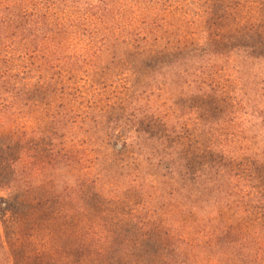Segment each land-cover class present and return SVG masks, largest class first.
<instances>
[{"label": "trees", "instance_id": "obj_1", "mask_svg": "<svg viewBox=\"0 0 264 264\" xmlns=\"http://www.w3.org/2000/svg\"><path fill=\"white\" fill-rule=\"evenodd\" d=\"M107 6L106 0H0V127L8 130L0 132V189L11 197L5 205L38 209L40 201L21 196L45 175L57 189L55 181L70 173L81 192L88 186L100 196L105 186L115 185L106 190L112 195L127 183L144 199L138 223L141 217L148 225H169L179 241V252L168 253L164 264H264V225L220 241L209 232L196 235L195 224L186 221L177 234L166 216L168 207L195 218L264 207V191L244 198L235 192L248 180L228 168L245 155L264 164V92L253 86L260 82L253 71L264 54V34L203 33L198 42L153 50L141 28L102 31ZM120 73L130 76L119 84L116 102L100 110L71 104H81L74 89L79 81L103 87ZM191 111L228 163L189 154L181 137ZM33 118L38 127L29 130ZM74 140L80 148L69 156L66 144ZM60 165L65 172H56ZM253 182L251 189L258 187Z\"/></svg>", "mask_w": 264, "mask_h": 264}, {"label": "rangeland", "instance_id": "obj_2", "mask_svg": "<svg viewBox=\"0 0 264 264\" xmlns=\"http://www.w3.org/2000/svg\"><path fill=\"white\" fill-rule=\"evenodd\" d=\"M106 2L108 6L105 8L103 21L105 27L99 28L105 33L108 27H116L119 30L141 28L142 32L152 39L153 50L198 42L203 33L215 37L243 30L264 34V0ZM253 72L257 74L254 77L260 81L253 86L257 88V92H264V54L256 61ZM125 76L130 74L120 73L117 78L107 81V85L97 88L89 87L87 81H79L74 89L79 92L81 104L78 106L73 100L71 104L76 109H88L92 104L100 110L116 102L123 93L119 84L123 83ZM229 89L228 86L224 90L229 93ZM225 104L228 106L230 101L227 100ZM186 113V121L184 117L183 122L187 134L182 135L181 141L189 154L197 157L199 161H208L210 155H213L219 164L228 163L213 147L211 136L202 131L199 115L192 111ZM26 126L29 130L35 129L38 127V121L30 119ZM2 131L8 130L0 127V132ZM79 141L74 140L66 144L69 156L70 149L80 148ZM35 142L37 140L33 141L34 145ZM41 145L38 146V152L41 151ZM119 146L118 144L117 147ZM87 147L89 146L83 145V148ZM126 155L130 157L131 151L127 150L124 157ZM247 156L237 158L228 165L229 169L248 180L243 189L239 187L235 190L242 198L246 193L256 194L264 191V164L257 158ZM84 171L88 169L85 168ZM56 172L65 171L60 165ZM253 181H256L258 187L251 189L248 183L255 185ZM55 184L58 190L52 186L51 178L45 175L40 184H35L21 196V199L28 203L40 201L38 209L30 210L7 207L4 200L11 197L4 189H0V241L5 244L9 264H164L168 253L174 250L179 252V241L171 234L169 225H148L142 222L141 217L138 223L137 217L142 215L144 199L138 197L135 189L127 190V183L117 184L121 190L115 189L112 195H107L106 190L114 188L115 185L105 186V194L101 196L95 194L93 188L89 189L88 186L81 192L78 184L70 180V173L62 176L59 183L55 181ZM96 187L104 188L100 185ZM70 194L80 198L70 200ZM236 198L239 199L240 196ZM166 213L167 218L175 222L177 234L184 231L179 228V223L186 221V226L195 224L196 235L204 237L209 232L217 235L220 241L246 237L256 233L258 227L264 225V207L237 213L233 207L230 211L223 209L213 214H200L198 218L175 207H168ZM185 237L194 236L187 234ZM5 251L0 252V264H7ZM195 253L197 254V250ZM187 256L195 258L193 254ZM179 258H182V255H179Z\"/></svg>", "mask_w": 264, "mask_h": 264}]
</instances>
